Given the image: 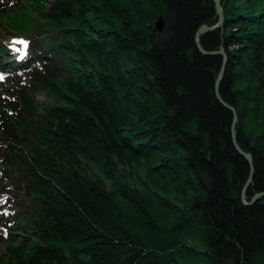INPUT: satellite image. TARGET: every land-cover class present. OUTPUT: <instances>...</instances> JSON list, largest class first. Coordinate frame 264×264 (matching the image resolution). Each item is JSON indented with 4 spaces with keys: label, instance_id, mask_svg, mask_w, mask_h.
<instances>
[{
    "label": "trees",
    "instance_id": "16d2710c",
    "mask_svg": "<svg viewBox=\"0 0 264 264\" xmlns=\"http://www.w3.org/2000/svg\"><path fill=\"white\" fill-rule=\"evenodd\" d=\"M221 3L245 194L215 0L0 4L40 67L0 92V264H264V0Z\"/></svg>",
    "mask_w": 264,
    "mask_h": 264
},
{
    "label": "rangeland",
    "instance_id": "374dc122",
    "mask_svg": "<svg viewBox=\"0 0 264 264\" xmlns=\"http://www.w3.org/2000/svg\"><path fill=\"white\" fill-rule=\"evenodd\" d=\"M43 1L46 6H49L52 2V0ZM19 2H28V0H0V4L2 8H4V10H8L11 7H14ZM11 14L12 11H10L8 15H6L7 18L5 16L0 17V47H6V59L4 61H0V76H3V79H0V92H2L6 84L12 83L13 85H15V82L19 79L23 84L30 85L32 83L31 72L35 69V67H39L38 62L32 60V54L29 51V39L22 37V34L14 32L9 28V26H11ZM14 41L26 42L27 49L25 50L22 44L14 43ZM22 52H26V54L21 59L20 57ZM0 60H2V58H0ZM13 63L18 64V68L10 67V65H12ZM34 96L36 101L40 105L46 103V99L43 95L34 93ZM2 171L3 169L0 166V175ZM18 185L19 184L10 183L9 187L14 188ZM22 204H24V202L15 195L14 191H8L5 192V194L0 195V256L5 253L7 247V242L5 241V239L9 238V234L6 232L4 225H7V223H11L14 219L19 221L18 217L21 216V213L24 209V206H22ZM14 235L16 237H20L22 233L16 232Z\"/></svg>",
    "mask_w": 264,
    "mask_h": 264
},
{
    "label": "water",
    "instance_id": "95a60500",
    "mask_svg": "<svg viewBox=\"0 0 264 264\" xmlns=\"http://www.w3.org/2000/svg\"><path fill=\"white\" fill-rule=\"evenodd\" d=\"M216 2V8H217V11H218V14L220 16V20L218 22L217 25L213 26V27H210V26H207V25H203L198 33H197V45H198V48L199 50L204 53V54H216V55H222L223 58H224V61H223V66H222V69H221V72H220V75H219V78L217 79L216 81V93H217V96L219 98V100L226 106L228 107L229 109L232 110V112L234 113V122H233V126H232V135H233V140H234V144L237 148V150L244 156L247 158V160L249 161L250 163V166H251V175L249 177V180L247 182V185L245 186L244 188V193L246 192L248 186L250 185V183L252 182V178H253V173H254V159H253V156L250 154V153H247L245 152L238 144L237 142V132H236V124L238 122V114H237V111L234 107L230 106L229 104H227L221 97L220 95V92H219V88H220V84H221V81L224 77V74H225V71H226V65H227V62H228V56L226 54V51L224 48H222L220 51H217V52H207L201 42H200V36L204 33H207V32H210V31H213V30H216L218 28H222L223 25H224V21H225V13H224V9L222 7V3H221V0H215ZM155 28L157 31L161 32L163 29H164V20H163V17L160 16L158 18V20L156 21L155 23ZM264 196V193H260V194H257L253 201L250 203V204H253L254 202L258 201L261 197ZM244 202L246 204H248L246 202V200L244 199Z\"/></svg>",
    "mask_w": 264,
    "mask_h": 264
},
{
    "label": "snow or ice",
    "instance_id": "6c2138e0",
    "mask_svg": "<svg viewBox=\"0 0 264 264\" xmlns=\"http://www.w3.org/2000/svg\"><path fill=\"white\" fill-rule=\"evenodd\" d=\"M14 43L22 44L24 46L25 50L27 49V43L24 41H14ZM25 54H26V52H22L20 58L22 59ZM0 79H3V76H0Z\"/></svg>",
    "mask_w": 264,
    "mask_h": 264
}]
</instances>
